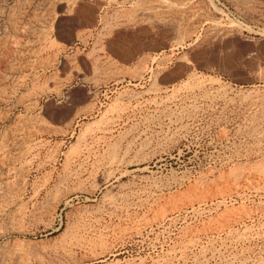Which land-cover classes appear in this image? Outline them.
Listing matches in <instances>:
<instances>
[{
	"label": "rangeland",
	"instance_id": "374dc122",
	"mask_svg": "<svg viewBox=\"0 0 264 264\" xmlns=\"http://www.w3.org/2000/svg\"><path fill=\"white\" fill-rule=\"evenodd\" d=\"M107 1L0 0V264H264V0Z\"/></svg>",
	"mask_w": 264,
	"mask_h": 264
},
{
	"label": "bare ground",
	"instance_id": "6f19581e",
	"mask_svg": "<svg viewBox=\"0 0 264 264\" xmlns=\"http://www.w3.org/2000/svg\"><path fill=\"white\" fill-rule=\"evenodd\" d=\"M69 1V0H68ZM113 1H115L116 3H118V5H124V4H128V2H130V3H132V2H134V1H137V0H113ZM138 1H141V2H144V1H147V2H150V3H154V2H156L155 0H138ZM107 2H109V0L107 1ZM114 2V3H115ZM162 2V1H161ZM139 3V2H138ZM191 3L189 2V1H187V2H183L182 4H180V5H175V6H177V7H174V6H170V5H168V6H166V10H164L165 11V13L167 14V16H161V17H153V18H149V19H146V20H144V21H142V23H140V25H142V26H146L148 29H150V31L151 32H153V34H154V38H159V36H160V31L163 29V28H165V30L167 29H174V27L177 25V22H175V20H174V16H173V14H174V12H177V13H175V14H178V15H176V16H178V18H181V12H186L187 13V11H185L187 8H189L190 9V7H189V5H190ZM76 5V4H75ZM132 5V4H131ZM141 5H145L144 3L142 4L141 3ZM146 5H147V3H146ZM154 5H155V3H154ZM133 6H135V4L134 5H132V7ZM148 6V5H147ZM164 6V5H163ZM139 7V6H138ZM149 7V6H148ZM148 7H147V9H148ZM151 7V6H150ZM153 8V7H152ZM176 8V9H175ZM139 9V8H138ZM146 10V9H145ZM90 11V10H89ZM100 11V10H99ZM106 11V10H105ZM148 11V10H147ZM159 11V10H158ZM145 12V11H144ZM151 13H153V12H151ZM145 14V13H144ZM155 15V14H154ZM163 15V14H162ZM153 16V15H152ZM103 17V16H102ZM144 17H145V15H144ZM141 18V17H140ZM177 18V19H178ZM184 18V17H183ZM187 18V17H186ZM106 19V18H105ZM177 19H176V21H177ZM196 19V18H195ZM141 20V19H140ZM182 20V18L181 19H179L178 20V23H179V21H181ZM188 21H189V19H187ZM191 20V19H190ZM87 21V20H86ZM136 21V20H135ZM135 21H134V23H135ZM185 21V20H184ZM138 22V21H137ZM182 22V21H181ZM180 22V23H181ZM89 23V22H88ZM109 23V22H108ZM105 24H106V22H105ZM129 24V23H128ZM215 24H216V22H215ZM133 25V24H132ZM137 25V24H136ZM139 25V26H140ZM180 25H181V29H183V28H185L186 29V31L187 30H192L195 26H194V22L192 23V20L191 21H189V22H186V23H182V24H178V28L180 29ZM141 26V27H142ZM218 27V29L217 28H215V32H214V34H215V36L217 37V36H226V32H227V30H225V29H221V27H219V26H217ZM135 28V27H134ZM137 28V27H136ZM176 28V27H175ZM220 28V29H219ZM145 29V28H144ZM178 29V30H179ZM175 30V29H174ZM176 30H177V28H176ZM139 31H141V30H139ZM164 31V30H163ZM111 32V31H110ZM188 32V31H187ZM193 32V31H192ZM149 33V32H148ZM138 34V33H137ZM141 34V33H140ZM181 36H182V34H181ZM150 37V36H149ZM227 37V36H226ZM115 48V47H114ZM118 51V50H117ZM146 58V57H145ZM256 106V105H255ZM263 111V110H262ZM263 115V114H262ZM256 119V118H255ZM264 174V173H263ZM241 177V176H240ZM64 263V262H63ZM62 263V264H63Z\"/></svg>",
	"mask_w": 264,
	"mask_h": 264
},
{
	"label": "water",
	"instance_id": "95a60500",
	"mask_svg": "<svg viewBox=\"0 0 264 264\" xmlns=\"http://www.w3.org/2000/svg\"><path fill=\"white\" fill-rule=\"evenodd\" d=\"M69 42V41H68Z\"/></svg>",
	"mask_w": 264,
	"mask_h": 264
}]
</instances>
